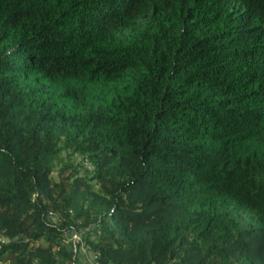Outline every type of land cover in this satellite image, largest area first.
<instances>
[{"label": "trees", "instance_id": "16d2710c", "mask_svg": "<svg viewBox=\"0 0 264 264\" xmlns=\"http://www.w3.org/2000/svg\"><path fill=\"white\" fill-rule=\"evenodd\" d=\"M0 264H264V0H0Z\"/></svg>", "mask_w": 264, "mask_h": 264}, {"label": "rangeland", "instance_id": "374dc122", "mask_svg": "<svg viewBox=\"0 0 264 264\" xmlns=\"http://www.w3.org/2000/svg\"><path fill=\"white\" fill-rule=\"evenodd\" d=\"M61 157H65V152H63V154H61ZM57 169L55 168L54 170H53V172H52V174H51V176H53V178L56 180L57 179ZM72 240V241H71ZM82 239H81V235H80V233L79 232H73L72 233V236L70 237V238H68V239H65V243H67L68 245H70V246H73V241H75V244L76 243H79V241H81ZM69 242H71L70 244H69ZM81 247H82V249H81V251L82 252H86V250H88V246H85L84 244H83V242H82V244H81ZM73 249H75V247H73ZM83 260H84V258H83Z\"/></svg>", "mask_w": 264, "mask_h": 264}, {"label": "built area", "instance_id": "2783aa9c", "mask_svg": "<svg viewBox=\"0 0 264 264\" xmlns=\"http://www.w3.org/2000/svg\"><path fill=\"white\" fill-rule=\"evenodd\" d=\"M71 241H72V240H71ZM79 242L82 243V241H79ZM77 244H78V243L75 244V241H73V245H74V247H75V245H77ZM81 249H82V247H81ZM74 251H76V247H75Z\"/></svg>", "mask_w": 264, "mask_h": 264}]
</instances>
